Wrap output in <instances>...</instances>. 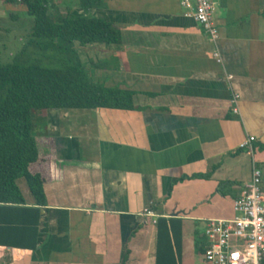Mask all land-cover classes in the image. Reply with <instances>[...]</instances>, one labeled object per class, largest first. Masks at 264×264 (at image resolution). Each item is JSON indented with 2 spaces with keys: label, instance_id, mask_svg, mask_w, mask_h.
<instances>
[{
  "label": "crops",
  "instance_id": "0c3cea01",
  "mask_svg": "<svg viewBox=\"0 0 264 264\" xmlns=\"http://www.w3.org/2000/svg\"><path fill=\"white\" fill-rule=\"evenodd\" d=\"M48 6L120 30L121 44L83 52L93 81L132 90L133 108L43 113L29 166L43 202L23 177L13 201L0 200V264H155L158 218L181 223L178 264H207V220L233 217L252 164L264 172V0H216L215 42L180 0ZM247 136L251 149L240 147Z\"/></svg>",
  "mask_w": 264,
  "mask_h": 264
},
{
  "label": "trees",
  "instance_id": "16d2710c",
  "mask_svg": "<svg viewBox=\"0 0 264 264\" xmlns=\"http://www.w3.org/2000/svg\"><path fill=\"white\" fill-rule=\"evenodd\" d=\"M25 6L32 18L27 40L11 59L0 60V200L13 201L15 180L24 178L43 202L42 178L29 171L38 159L33 132L36 112L50 109L133 108L134 92L93 81L74 45L122 43L120 30L108 20L85 14L52 15L49 0H6ZM102 0H78L83 11ZM180 221L156 220L155 264H178ZM124 261H122V264Z\"/></svg>",
  "mask_w": 264,
  "mask_h": 264
},
{
  "label": "built area",
  "instance_id": "2783aa9c",
  "mask_svg": "<svg viewBox=\"0 0 264 264\" xmlns=\"http://www.w3.org/2000/svg\"><path fill=\"white\" fill-rule=\"evenodd\" d=\"M190 9V15L198 22L203 32L212 41L218 38V29L213 23L212 12L216 0H180ZM213 56L220 62L218 50ZM228 80L231 76L227 77ZM239 96L232 93V112L237 114ZM254 136L247 138L240 147H249ZM264 172L252 164L250 178L245 182L233 200V217L229 219H208L203 236L206 239L204 260L207 264H263L264 258V193L261 183ZM145 215L155 217L153 211L146 209ZM155 223V219L153 220Z\"/></svg>",
  "mask_w": 264,
  "mask_h": 264
},
{
  "label": "rangeland",
  "instance_id": "374dc122",
  "mask_svg": "<svg viewBox=\"0 0 264 264\" xmlns=\"http://www.w3.org/2000/svg\"><path fill=\"white\" fill-rule=\"evenodd\" d=\"M6 9L7 13L4 12L0 17V60L4 62L11 59L12 54L21 49L23 43L27 40L32 26V18L26 13L23 4L8 3ZM74 47L78 51L86 67L90 68L92 60L87 57V54L91 53L83 52L87 47L79 45L78 43H76ZM94 49L95 48L92 50ZM42 116L43 113L38 111L33 118V132L36 135L43 133L41 129L44 125V122L41 120Z\"/></svg>",
  "mask_w": 264,
  "mask_h": 264
}]
</instances>
